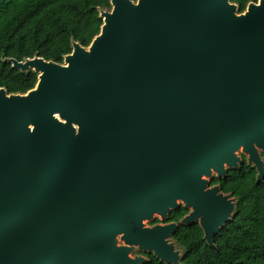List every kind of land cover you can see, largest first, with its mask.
Returning <instances> with one entry per match:
<instances>
[{
	"label": "water",
	"instance_id": "obj_1",
	"mask_svg": "<svg viewBox=\"0 0 264 264\" xmlns=\"http://www.w3.org/2000/svg\"><path fill=\"white\" fill-rule=\"evenodd\" d=\"M110 3L63 63L9 60L38 81L0 88V264H180L181 225L231 222L240 150L264 180V0Z\"/></svg>",
	"mask_w": 264,
	"mask_h": 264
},
{
	"label": "trees",
	"instance_id": "obj_2",
	"mask_svg": "<svg viewBox=\"0 0 264 264\" xmlns=\"http://www.w3.org/2000/svg\"><path fill=\"white\" fill-rule=\"evenodd\" d=\"M257 1L232 0L239 13ZM110 8V0H0V88L9 94L33 89L38 74L16 70L9 60L41 57L63 63L75 42L84 47L92 43L103 25L101 10ZM243 162L211 182L236 199L231 222L215 237L214 247L199 224L181 225L174 236L184 248L180 264H264V180L258 181L246 157ZM189 212L181 206L168 221L180 222ZM147 264L165 263L152 255Z\"/></svg>",
	"mask_w": 264,
	"mask_h": 264
},
{
	"label": "flooded vegetation",
	"instance_id": "obj_3",
	"mask_svg": "<svg viewBox=\"0 0 264 264\" xmlns=\"http://www.w3.org/2000/svg\"><path fill=\"white\" fill-rule=\"evenodd\" d=\"M211 186H216V185H212V183H211ZM220 186V185H219ZM221 187V186H220ZM222 189V188H221ZM223 191V190H222ZM169 218V217H168ZM168 223H180L179 221H168V219L166 220V221H163V222H161L158 218H156L154 221H153V223L151 224V225H149L150 227H152V226H155V225H158V224H168ZM180 228V227H179ZM178 231V230H177ZM176 234V233H175ZM175 234L173 235V237H172V241L176 244V247H177V250H178V248L179 247H181L182 248V250L184 251V248L181 246V245H179L175 240H174V236H175ZM183 251H182V256H183ZM153 254H151V253H147V252H142V251H140L139 249H136L135 251H134V253H133V257L134 256H141V257H143V258H145V260L146 261H144L142 264H147V263H149L150 261H151V256H152ZM182 258V257H181ZM180 262H181V260H180Z\"/></svg>",
	"mask_w": 264,
	"mask_h": 264
},
{
	"label": "rangeland",
	"instance_id": "obj_4",
	"mask_svg": "<svg viewBox=\"0 0 264 264\" xmlns=\"http://www.w3.org/2000/svg\"><path fill=\"white\" fill-rule=\"evenodd\" d=\"M108 10H110V9H108ZM239 155H240L241 157H247V155H244L243 152H242L241 150L239 151ZM152 223H153V221H146V222H145V225H148V226H149V225H151ZM178 250H179V251L181 252V254H182V251H183L182 248L179 247Z\"/></svg>",
	"mask_w": 264,
	"mask_h": 264
}]
</instances>
